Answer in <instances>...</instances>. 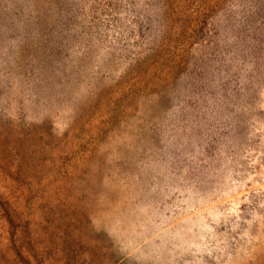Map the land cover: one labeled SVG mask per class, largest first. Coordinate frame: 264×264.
I'll return each mask as SVG.
<instances>
[{
  "label": "rangeland",
  "instance_id": "1",
  "mask_svg": "<svg viewBox=\"0 0 264 264\" xmlns=\"http://www.w3.org/2000/svg\"><path fill=\"white\" fill-rule=\"evenodd\" d=\"M0 264H264V0H0Z\"/></svg>",
  "mask_w": 264,
  "mask_h": 264
}]
</instances>
